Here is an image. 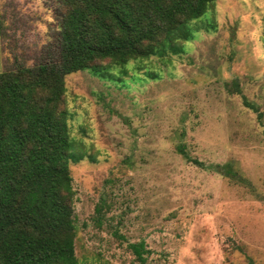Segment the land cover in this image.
Returning <instances> with one entry per match:
<instances>
[{"label": "rangeland", "instance_id": "obj_1", "mask_svg": "<svg viewBox=\"0 0 264 264\" xmlns=\"http://www.w3.org/2000/svg\"><path fill=\"white\" fill-rule=\"evenodd\" d=\"M61 11L0 0V72L43 60ZM188 27L163 54L65 76L91 155L70 164L81 264H141L140 242L146 264H264V0H215Z\"/></svg>", "mask_w": 264, "mask_h": 264}, {"label": "trees", "instance_id": "obj_2", "mask_svg": "<svg viewBox=\"0 0 264 264\" xmlns=\"http://www.w3.org/2000/svg\"><path fill=\"white\" fill-rule=\"evenodd\" d=\"M214 1L60 0L57 37L44 59L0 72V264H81L70 164L91 155L71 136L65 76L103 74L108 66L98 60L163 54L181 34L189 37L188 24ZM129 246L146 264L144 242Z\"/></svg>", "mask_w": 264, "mask_h": 264}]
</instances>
